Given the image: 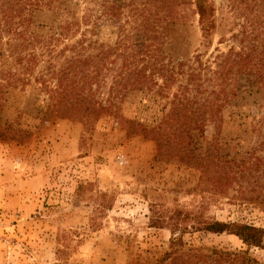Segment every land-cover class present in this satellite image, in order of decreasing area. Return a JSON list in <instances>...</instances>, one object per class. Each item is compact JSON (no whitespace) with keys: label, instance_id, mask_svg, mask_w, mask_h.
<instances>
[{"label":"rangeland","instance_id":"1","mask_svg":"<svg viewBox=\"0 0 264 264\" xmlns=\"http://www.w3.org/2000/svg\"><path fill=\"white\" fill-rule=\"evenodd\" d=\"M20 1L0 0V129L8 137H0V264H264V246L202 229L214 220L264 228V86L235 67L227 89L237 94L220 96L216 113L208 111L220 90L221 55L264 35V0H211L215 27L207 37L193 2L174 5L157 56L167 67L147 68L157 84L126 90L117 79L131 36L144 18L165 25L163 12H153L161 0H53L41 7L32 0L28 33L60 32L88 13L94 20L38 53V63L30 57L34 46H21L19 16L6 22L1 11ZM81 37L95 44L80 55L66 49ZM24 53L29 59L22 61ZM87 55V71L99 65L95 98L105 103L117 92L107 100L116 110L97 115L79 103L56 113L53 71ZM179 96L185 107L175 112L198 115L204 103V130L176 136L165 125L160 150L142 125H158Z\"/></svg>","mask_w":264,"mask_h":264},{"label":"trees","instance_id":"2","mask_svg":"<svg viewBox=\"0 0 264 264\" xmlns=\"http://www.w3.org/2000/svg\"><path fill=\"white\" fill-rule=\"evenodd\" d=\"M157 1L158 0H146V3H157ZM189 1L195 4L196 11L199 15V24L201 26L203 34L205 35V37H207L209 34H211L215 27L214 5L211 0ZM52 2L53 0H34V4L37 7H41L44 5L50 6L53 4ZM185 2H188V0H161L159 9L155 10L153 8L155 16L158 12H163V14L159 16V20L164 21L165 23V25L162 27V24L158 27V25L150 17L148 18V21L145 20L146 18H144V21L141 20L140 23L135 26L136 32L133 36H131L132 39L130 40L129 44L130 50L125 56L126 59L124 61L123 69L118 74L121 78L117 79L118 82H122L123 90H126L130 87L143 88L149 82L157 84L158 81L154 78L153 75H151V73H147L146 70L148 67H150L154 72H159V70L167 67V65L159 63L157 59L158 54L162 52V36L168 35L166 33L168 31L170 23L169 20L172 17L174 5ZM17 4L18 5L15 7V4L9 2L5 7L2 8L1 11L6 18V22L9 21V18H13L16 14L19 16L18 25L20 27H18L19 30L17 33H19L21 38H23L21 46H24L25 48L29 45L34 46L33 48L35 51L30 55V57L35 58V60H37V63L39 60L38 53L41 54L45 51H53L54 44L63 39H68V36L70 34L74 35L77 31L80 30L81 23L88 24L89 21H93L94 23V20L92 19L93 13H88L86 15H83L82 20L80 21L67 20L61 26L60 32H54L53 34H43L38 30H34L28 33L29 26L26 23L30 22V16H28V14L30 13L28 12L32 9L29 6L32 4V0H21L20 2H17ZM250 36L252 37H250L251 39L258 41H252L251 44L249 46L246 45V47L242 46L239 51L230 49L227 53L221 55L222 59L219 63V68L215 71L217 78L221 81V85L218 92L214 91V93L216 92V97L209 101L208 111H210L211 114L216 113L218 106L217 99L220 96L227 100L226 98H228V96L230 97L229 94H237V91L235 89H227L229 78H231L230 72H232L233 68H238L237 73L256 75L264 86V35H261L258 39L257 33ZM148 39H151L152 41L147 42ZM85 42L86 38L81 37L75 44L66 45L65 47L66 49L74 51L80 55L82 54V51L84 49H87L91 45L95 44V41H90L91 45L89 46ZM147 57H150V59L153 57L154 62H149ZM20 58L23 61L25 58H28V54L24 53ZM71 58L72 59H69L67 61L68 63L66 65H61L58 69L53 71L52 76L56 78V85L53 89V92L56 93L58 95V99H60V102L53 104L56 113H62L63 110L71 109L79 103L86 104L85 108L92 109V106L97 115L101 114L102 112H111L112 110H114L116 108L115 104L113 105L111 101L110 103H107V100H110V96L117 95V92L109 94L105 103H103V101H98L95 98L96 89H93V85L94 83H97L98 85L100 82L98 68L99 65H97L94 74H91V71H87L88 69H85V67L93 61V56L87 55L85 57ZM103 64H105V62H103ZM93 70H95V68H93ZM41 79L44 84L48 80L42 77ZM80 79H83L82 83ZM63 91L65 92L63 93ZM184 97H178V101L174 103L172 112L170 114H167V116L158 125L152 128H147L145 125H142V128L146 132V134L150 133L154 137H156L160 150L165 148V125H170V127L173 128L172 130L174 132L176 131L174 133V135L176 136L177 133L190 132L193 129L204 130L203 121H201L200 119V114L202 113L201 109L202 106H204V103H200L198 109H196V111H198V115L191 114L190 112L180 113L179 110L178 112H175V109L181 110V106L185 107L183 103ZM61 99L63 100L61 101ZM97 102L98 107H96ZM65 107L67 109H65ZM1 136L8 138L6 136V130L0 129V137ZM11 138L14 140L18 139V137H16L15 135H13ZM170 145H172L170 146V148H175L176 146V144L174 143H171ZM202 229L213 233H232L241 238L249 246H264V228L258 227L254 224H240L237 222L214 220L211 222H207L202 227ZM172 230H175V228H173ZM173 233L175 232L173 231ZM181 238L182 237L180 236L177 239L174 238V240L180 241ZM217 253L218 252H216V255ZM220 254L228 255L224 252H220ZM235 257H242L244 260H253L245 253H235ZM185 263L186 261L184 260L181 264Z\"/></svg>","mask_w":264,"mask_h":264}]
</instances>
